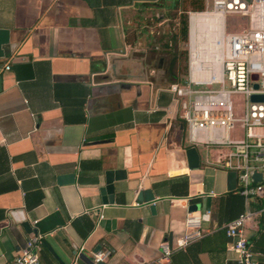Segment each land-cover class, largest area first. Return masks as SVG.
Returning <instances> with one entry per match:
<instances>
[{
    "label": "crops",
    "instance_id": "0c3cea01",
    "mask_svg": "<svg viewBox=\"0 0 264 264\" xmlns=\"http://www.w3.org/2000/svg\"><path fill=\"white\" fill-rule=\"evenodd\" d=\"M195 2L211 9L206 0H0V264L33 234L43 236L40 264H93L101 249L111 252L104 264H233L223 227L244 201L236 174L216 165L227 149L183 141L170 60L146 47L147 33L137 45L125 42L127 27L142 33L169 12L159 14L160 3L178 13L155 27L177 26L187 13L188 51L194 29L212 20L189 18L201 13ZM225 27L224 18V34ZM239 129L230 138H243ZM189 148L198 168H189ZM108 170L124 172L113 206L102 205L98 191ZM71 174L74 183L62 181ZM142 190L152 192L154 214L136 205ZM98 208L108 231L92 221ZM188 214L201 215L203 237L159 262L160 245L175 248ZM243 236L264 264L263 216L247 222Z\"/></svg>",
    "mask_w": 264,
    "mask_h": 264
},
{
    "label": "built area",
    "instance_id": "2783aa9c",
    "mask_svg": "<svg viewBox=\"0 0 264 264\" xmlns=\"http://www.w3.org/2000/svg\"><path fill=\"white\" fill-rule=\"evenodd\" d=\"M206 3L211 6L209 11L191 13L189 18L209 15L211 24L203 29L198 26L194 29L188 43V77L182 83L171 84L169 92L179 110V120L186 128L189 146L227 149L216 165L236 174L244 211L225 224L223 229L230 240L229 251L234 254L233 262L256 264L243 229L255 216L264 218V103L250 101L252 95H264V0H206ZM226 15L247 18L248 30L239 34H224L221 24ZM200 30L211 38L215 36L210 46L196 39L198 33L196 36L195 33ZM214 53L220 58V75L216 71ZM253 75L257 76V80H252ZM226 82L229 88L224 86ZM216 85L221 88L213 89ZM231 95L244 98L241 118L233 115ZM235 123H240L243 130L241 139L229 136ZM254 173L261 174L260 182L253 180ZM254 202L260 204L256 210L251 208ZM204 214L209 215L210 212L205 211ZM201 224V215L188 214L184 221L186 232L176 242L175 248L167 242L160 245L159 262L169 263L174 250H184L202 238ZM42 239V235H31L18 255L7 264H40L38 254ZM110 256V250H98L93 253L92 263L102 264Z\"/></svg>",
    "mask_w": 264,
    "mask_h": 264
},
{
    "label": "trees",
    "instance_id": "16d2710c",
    "mask_svg": "<svg viewBox=\"0 0 264 264\" xmlns=\"http://www.w3.org/2000/svg\"><path fill=\"white\" fill-rule=\"evenodd\" d=\"M158 8V12L160 14V12L162 13V9H166L169 12H167L166 14L163 13V18H156L157 16H154L155 21L153 22L154 24H158L161 21H163L164 19H174L178 13V8L175 6L172 8V10L170 11L168 6L162 5L160 3L157 4L156 6ZM193 11H197V12H204V6L199 3V2H195V4L193 5ZM152 11H154L152 9ZM148 12L150 13V11L148 10ZM178 25H177V31L173 32L171 27H172V22L171 21L169 23V26L166 27L165 29H163L162 27H160L161 32L159 33V35L156 36H150L151 33L148 32V30H141L142 33H138L136 30H129L128 27L126 29V34H125V42L127 45L130 46H134L137 45V38L139 36H142L143 33H150L149 35V39L147 41L146 47L149 50H155L156 47L159 48L158 46H160V49L162 51H170L172 52L171 54V59L169 61V67H168V71L169 74L171 76V78L177 82L178 81V76L180 73H184V70H186L187 68L181 67L179 66L180 60L183 61H187L188 60V51L184 50V49H180L178 52L175 51V47L178 43H187L188 40V15L186 12H181L178 18ZM148 24H152L151 22H146L143 26H145V29H148ZM173 48V49H172ZM158 50V49H157ZM177 50V49H176ZM163 52H161L162 55ZM180 70L182 72H180ZM187 71V70H186ZM190 147V146H189ZM241 199H243L242 197H240ZM233 264H235L233 262Z\"/></svg>",
    "mask_w": 264,
    "mask_h": 264
},
{
    "label": "water",
    "instance_id": "95a60500",
    "mask_svg": "<svg viewBox=\"0 0 264 264\" xmlns=\"http://www.w3.org/2000/svg\"><path fill=\"white\" fill-rule=\"evenodd\" d=\"M162 59L159 61V68H161ZM252 80H257V76L253 75ZM257 84L254 85V88L257 89ZM251 102H260L264 103V95H252L250 97ZM180 130H183V124L180 125ZM186 158L189 164L190 169L198 168L199 167V158L195 148H189L186 150ZM124 172L121 170L113 171L108 170L104 172V185L98 188L99 194L101 195V204L104 206H113L114 199H113V192H114V182L123 181ZM252 178L255 182L261 181V174L254 173ZM75 175L71 174L63 177L62 181H69V183H74ZM136 200L141 205H148L149 210L152 214L155 212V205L152 203L154 201V196L150 190H142L138 192ZM100 208L93 211L92 221L97 223L100 228L108 231L107 225L108 221L106 220H99L100 215ZM195 210V208H192ZM114 225V222H112ZM171 247V245H170ZM104 264V263H102Z\"/></svg>",
    "mask_w": 264,
    "mask_h": 264
},
{
    "label": "rangeland",
    "instance_id": "374dc122",
    "mask_svg": "<svg viewBox=\"0 0 264 264\" xmlns=\"http://www.w3.org/2000/svg\"><path fill=\"white\" fill-rule=\"evenodd\" d=\"M225 20H226V27H225V33L226 34H232V33H237V31H245L248 27V24H247V19L246 18H242L241 16L239 15H226L225 16ZM161 28L159 27H155V24L153 25H149L148 29H145V26H143V30H148V32H152V34L150 35V33H148L150 36H158L159 33L161 32L160 30ZM172 31L173 32H176L177 31V26L175 25V22H172V27H171ZM158 50H155L156 52L158 53H161L163 52L165 55V61L167 60V62L171 59V54L172 52L170 51H162L160 49V46H158ZM173 49V48H172ZM177 49V50H176ZM180 49H184V50H187L186 49V43H181L179 44L178 43V46L175 47V51H179ZM158 56H162L161 54H159ZM163 65H164V62H163ZM179 66L181 67H184V68H187L186 70H184V73H180L179 76H178V83H181V82H184L185 79H186V76H187V72H188V66H189V56H188V60L187 61H183V60H180V63H179ZM180 72H182L180 70ZM169 78H171V76L169 75ZM171 80V79H170ZM226 88H229V84L226 82L225 85H224ZM221 86L220 85H216L213 87V89H220ZM230 100H231V103H232V107H233V115L235 118H241L242 117V112H243V106H244V98L243 96L241 95H231L230 96ZM184 127V131H183V141L186 142L187 144V139H188V134L186 132V128L185 126L183 125ZM240 123H235L234 124V129L232 130V135L233 137L235 135H239L241 134L240 132Z\"/></svg>",
    "mask_w": 264,
    "mask_h": 264
},
{
    "label": "bare ground",
    "instance_id": "6f19581e",
    "mask_svg": "<svg viewBox=\"0 0 264 264\" xmlns=\"http://www.w3.org/2000/svg\"><path fill=\"white\" fill-rule=\"evenodd\" d=\"M206 16L210 17L209 15H201V17L197 18V20L202 19L203 17L206 18ZM205 35H207V34H205ZM207 37L211 40V42H209V44H211V43L213 42L215 36L213 35L212 38H211V37H209V36L207 35ZM214 56L216 57L217 54L214 53ZM214 56H213V57H214ZM216 59H217V61H216V64H217V66H216V71H217V73H219V75H220V74H221V65H220V60H219L220 58H219V56H218V58H216ZM216 59H215V60H216Z\"/></svg>",
    "mask_w": 264,
    "mask_h": 264
}]
</instances>
